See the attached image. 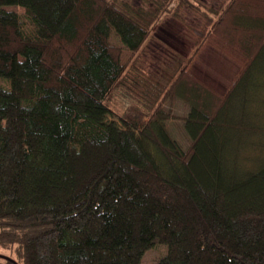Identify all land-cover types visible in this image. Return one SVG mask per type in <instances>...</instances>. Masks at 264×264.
I'll list each match as a JSON object with an SVG mask.
<instances>
[{"label": "trees", "instance_id": "trees-1", "mask_svg": "<svg viewBox=\"0 0 264 264\" xmlns=\"http://www.w3.org/2000/svg\"><path fill=\"white\" fill-rule=\"evenodd\" d=\"M210 2L0 0V246L16 256L0 264H141L162 246L155 264H264V0ZM186 9L190 54L147 74L155 29ZM213 40L242 58L223 94L191 70Z\"/></svg>", "mask_w": 264, "mask_h": 264}, {"label": "rangeland", "instance_id": "rangeland-1", "mask_svg": "<svg viewBox=\"0 0 264 264\" xmlns=\"http://www.w3.org/2000/svg\"><path fill=\"white\" fill-rule=\"evenodd\" d=\"M139 1L122 0V2L132 6H137ZM216 1L220 0H208L210 4L218 3ZM200 28L201 18L199 14L189 9L183 11L182 22L166 19L162 25L155 29L154 38L147 46L146 56L142 58L141 62L143 70L149 75L154 73L160 75L157 74L158 72L172 74L179 58L190 54L195 33ZM156 48L163 50V55L160 56V54L154 53ZM241 62V56L235 55L226 46L213 40L211 47L202 51L201 57L194 62L191 70L208 87L219 94H223L227 90L226 86L229 85L232 72H236V68L239 67ZM116 109L123 112L125 107L117 105ZM173 111L178 115H182L186 113V107L176 100L173 104ZM168 129L173 139L181 145L183 150H186L189 142L180 125L177 123L176 125H169ZM165 254L166 247L153 248L143 256L141 264H155ZM3 258L15 260V252L0 246V260H3Z\"/></svg>", "mask_w": 264, "mask_h": 264}, {"label": "crops", "instance_id": "crops-1", "mask_svg": "<svg viewBox=\"0 0 264 264\" xmlns=\"http://www.w3.org/2000/svg\"><path fill=\"white\" fill-rule=\"evenodd\" d=\"M204 51V50H203ZM201 55H202V52L200 53V55H199V57H201ZM199 57L197 58V60L199 59ZM196 62V61H195Z\"/></svg>", "mask_w": 264, "mask_h": 264}]
</instances>
